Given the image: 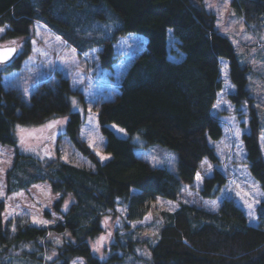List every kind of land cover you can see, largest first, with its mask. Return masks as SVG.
Listing matches in <instances>:
<instances>
[{
    "label": "trees",
    "instance_id": "1",
    "mask_svg": "<svg viewBox=\"0 0 264 264\" xmlns=\"http://www.w3.org/2000/svg\"><path fill=\"white\" fill-rule=\"evenodd\" d=\"M229 6L248 29L264 20V0H229ZM108 19L118 21L111 34ZM34 21L85 55L93 76L115 83L114 95L96 105L109 159L101 161L81 137L83 116L71 109L73 89L67 77L57 72V77L39 80L28 101L19 88L4 84V74L20 68L30 52ZM0 25H5L3 38H22L19 54L0 64V141L15 146L6 172L7 190L48 180L51 190L59 193L52 209L61 214L50 227L62 234L61 243L54 245L47 228L26 216L4 224L0 199V264H71L74 258L85 264H264V198L256 205L254 222L233 197H222L215 209L180 202L172 210L153 208L145 226L122 233L119 229L129 224L115 226L104 256L89 245L103 230L108 210L124 206L125 219H142L155 197L176 200L184 186L192 187L197 171L204 177L198 183L199 196L214 199L220 194L227 175L217 166L205 175L200 165L219 161L212 141L221 137L222 123L213 105L223 87L220 68L225 63L233 85L227 98L236 109L247 107L248 129L241 134L244 162L264 193V129L246 86L249 66L238 59L232 41L217 28L215 14L202 0H0ZM169 29L173 39L168 38ZM129 34L138 37L137 49L128 43ZM170 42L175 44L171 50ZM169 51L182 56L174 60ZM61 115L68 119L50 158L23 153L16 146V123L40 124ZM109 123L121 126L127 135L116 134ZM134 134L144 145L159 143L171 149L175 171L137 153ZM63 144L72 147L67 159L62 157ZM68 194L73 200L61 211ZM49 247L56 249L55 255L45 260Z\"/></svg>",
    "mask_w": 264,
    "mask_h": 264
},
{
    "label": "rangeland",
    "instance_id": "2",
    "mask_svg": "<svg viewBox=\"0 0 264 264\" xmlns=\"http://www.w3.org/2000/svg\"><path fill=\"white\" fill-rule=\"evenodd\" d=\"M202 1L206 9L215 14L217 28L221 32L228 35L232 41L238 59L249 66L247 71L246 86L253 97V104L256 107L261 127L264 129V20L259 24L258 28L252 27V29H248V27L243 23L242 18L234 14L230 8L229 0ZM109 22H111V28L107 31V34H111L113 29H115V27L118 25L117 20L110 19ZM0 29L5 30V25H0ZM31 31L32 32L29 37V54L22 61L20 68L13 69L4 74V84L13 85L19 88L23 98L28 101L29 93L39 80L48 78L50 75L57 77V72H59L60 75L67 77L69 79L71 88L73 89V92L69 96L71 109L78 111L83 116V122L79 131L80 135L81 129L85 128L89 119V110H91V113L94 116L92 123L95 125V128L94 130H91V135L89 136L87 134L89 130L85 129L86 134L81 137L86 140L88 145L90 140H95V150L93 148L91 149L95 153L99 151L101 155L109 156V154L104 150L105 135L102 133L97 123L96 105L97 102L101 101L102 99L109 98L114 95V92L117 89L115 83L104 82L101 81V79L93 76L90 72L86 56L78 53L77 50L71 44L66 42L62 36L58 35L53 30H50L44 24L34 21L31 26ZM3 32L0 33V44H7L11 43L12 41H15L17 45L22 44L21 37L11 39L3 38ZM37 32H39V35ZM168 38L173 39L170 29L168 30ZM127 39L128 43L130 42L131 45H134V48L137 49L140 46V41L136 35L129 34ZM33 41H35V45L33 44ZM34 48L36 49L35 51ZM173 48H175V44L170 42L169 50ZM181 56V54L174 55V53L169 51V57L174 60L179 59ZM223 66L224 65L222 64V67ZM221 76L223 78V87L218 94L217 101L223 100L227 103L221 104L219 107L214 108V112H217L221 119L222 135L218 140L212 141L219 161L217 165L207 161L209 164L217 166L228 177V181L221 189L220 194L214 199L200 197L198 194L199 185L195 181L192 187L184 186L183 194L180 195L176 200L155 197L154 201L152 202L153 206L142 219L133 221L125 219L124 206L118 205L113 210H108L109 213L105 215L102 220L103 230L99 234L89 239V245L93 250V244L96 243L99 237L108 236V233H111V236L108 237V239L104 242V245L101 247L100 251L95 252L99 256H104L105 252H107L108 244L110 240L113 239V232L116 228L115 226L121 224L123 221H126L127 224H129L128 229H119L120 233L130 230L131 228H134L138 225L145 226L153 216V208L172 210L176 208L173 206L179 205L180 202H190L215 209L219 204L220 199L224 196H228L233 197L234 200L240 205L249 221L254 222L256 220L257 214L255 209L258 203H255L253 206L252 211L254 218H250L249 209L247 208L245 201H247V203H253L254 200L260 201L264 198V195L252 192L249 186H258V184L252 178V176H250L246 167V163L244 162L245 152L241 141V134L243 131L248 129L246 126L248 119L247 107L244 104L238 109L234 108L227 98V93L233 90V87L228 88V85H233L229 81L228 77H225L222 72ZM226 79L227 84L225 82ZM73 98H75L77 102V106L75 108L73 107L72 103ZM65 117L66 116L63 115L51 117L40 124L16 123L14 125L16 146L23 153L31 154L40 158H46L54 155L56 137L62 128L56 132L55 139L53 140L48 138L49 129H47L45 126L51 120H62ZM17 125L20 126V129L17 128ZM113 125H115V127H113ZM108 126L120 136L127 135L125 130L124 132H120L119 129L123 128L115 123H109ZM236 129H239L241 133L238 140L233 135V132ZM21 136L24 137L23 144L21 143ZM136 137H139V141L135 139ZM260 138V145L262 154L264 156V133L260 135ZM131 140L134 142L135 151L141 156L148 159L152 163V157H156L161 161V163L158 165H163L168 169L175 171V153L171 149L159 143L144 145V141L138 134L132 135ZM14 149V145L0 141V192H2L0 199L4 201L2 222L6 224L7 220L16 216H26L28 221L32 224L33 217H36L40 220L50 221V223L47 225H42L47 228V238L52 243H54V245L60 244L62 241V234L53 231L50 227L55 221H57L58 218L61 217L60 212L54 211L52 209L53 202L59 197V193L51 190L49 181L46 179H41L16 190H7L6 172L13 162L15 152ZM63 149L64 152L62 157L67 159L70 156L69 151L72 149V147L68 144H63ZM237 151H240L242 154L237 156ZM46 153H48V155H46ZM73 153L75 157H81L77 152ZM71 156L74 157L73 155ZM170 158H174L173 165L171 166L166 163V161ZM241 190H243V192H251V195L245 197ZM258 190L259 193H263L259 187ZM157 198H159V201ZM72 200L73 196L71 194L66 195L61 205V211H65L67 209L65 207V202L68 201V207ZM213 201L216 202L215 208L206 206V202L210 204ZM46 209L51 211L50 215L44 214V210ZM118 209L120 211H118ZM112 211L113 215H111ZM8 212H11L12 215L5 219V216H7ZM106 217H109L107 222H105ZM117 217H119L118 223ZM146 217L149 218L146 219ZM41 239H39V241ZM57 240H59L60 243H57ZM53 249L56 250L52 247L47 249V252H45L44 255L45 260H49L46 257H53ZM74 261H76V264H79L80 258H74L71 264H73ZM135 262V264H148L147 261L143 263L142 260ZM42 264L46 263L43 262ZM83 264L85 263L83 262Z\"/></svg>",
    "mask_w": 264,
    "mask_h": 264
},
{
    "label": "snow or ice",
    "instance_id": "3",
    "mask_svg": "<svg viewBox=\"0 0 264 264\" xmlns=\"http://www.w3.org/2000/svg\"><path fill=\"white\" fill-rule=\"evenodd\" d=\"M4 31V29H0V33H2ZM37 34L39 35V32H37ZM33 44L35 45V41H33ZM22 48V45H17L15 41H12L10 45L8 46H5V45H0V64H5V63H8L11 61V59L13 58L14 55H18L20 50ZM36 49L34 48V51ZM227 64L225 63L224 66L222 67L221 69V72L225 75V77H227ZM226 84H227V79H226ZM233 86L231 85H228V88H232ZM73 107L75 108L77 106V102L75 100V98H73ZM224 103H227L226 101H223V100H218L217 103L215 105H213L214 108H217L219 107L221 104H224ZM67 117L63 118L62 120L61 119H54V120H51L47 123V125L45 127H47V129H49V137L48 138H51V139H55V135H56V132L63 128L64 124L66 123L67 121ZM94 120V116L92 115L91 113V110H89V119L87 121V124L85 126V128H82L81 129V136H84L86 134L85 132V129H88L89 131L87 132V134L90 136L91 135V130H94L95 128V125H93L92 121ZM246 122V121H245ZM113 127H115V125H113ZM17 128L20 129V126L17 125ZM120 132H124V129H119ZM240 130L239 129H236L234 132H233V135L236 137V139L238 140L239 139V136H240ZM135 139H137L139 141V137H136ZM21 143L23 144L24 143V137L21 136ZM95 140H90L89 141V147L90 148H93L95 150ZM27 150H31V149H27ZM97 156H99L100 160L101 161H104L106 159H109L110 157L109 156H105V155H101L99 151L96 152ZM242 153L240 151H237L236 155L237 156H240ZM46 155H48V153H46ZM50 158V156H49ZM231 158V157H229ZM173 160L174 158H170L166 161L167 164H169L170 166L173 165ZM152 161L154 163V165H158L161 163L160 160H158L156 157H152ZM213 165L209 164L207 161H203L201 162V165H200V169L203 170V172L205 173V175H208L210 174L212 171H213ZM204 179V177L201 175V172L200 171H197L196 173V177H195V180L197 183H200L202 182V180ZM252 190V192H256L260 195H264V193H259V190H258V186L256 185H250L249 186ZM183 191V189H182ZM243 192V190H241ZM191 194V193H189ZM239 194V193H238ZM0 195H2V192H0ZM243 195L245 197L251 195V192H243ZM157 200L159 201V198H157ZM246 202V206L247 208L249 209V217L250 218H254V214H253V206L255 203H259L260 201L258 200H254L253 203H247ZM67 204H68V201L65 202V207L67 208ZM179 205H174L173 207H178ZM206 206H210L212 208H215L216 207V202H211L210 204L208 202H206ZM118 211H120L118 209ZM12 213L11 212H8L7 213V216H5V219H7L8 216H11ZM149 217H146V219H148ZM109 219V217H106L105 218V222H107V220ZM33 224H40V225H47L48 223H50V221H45V220H40V219H37L36 217H33ZM119 222V217H117V223ZM13 231H15V227H13ZM111 236V233H108V236H101L97 239L96 243L93 244V251L94 252H99L101 247H103L104 245V242L108 239V237ZM57 243H60L59 240L56 241ZM53 255H55V253H53ZM47 259H52V257H46ZM73 264H76V261L73 262ZM79 264H83V260L80 259L79 261Z\"/></svg>",
    "mask_w": 264,
    "mask_h": 264
},
{
    "label": "water",
    "instance_id": "4",
    "mask_svg": "<svg viewBox=\"0 0 264 264\" xmlns=\"http://www.w3.org/2000/svg\"><path fill=\"white\" fill-rule=\"evenodd\" d=\"M10 44H11V43H7V44H0V45H5V46H8V45H10ZM14 56H15V55H14ZM14 56H13V57H14Z\"/></svg>",
    "mask_w": 264,
    "mask_h": 264
}]
</instances>
